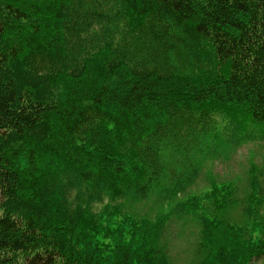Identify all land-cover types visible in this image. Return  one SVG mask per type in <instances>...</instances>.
<instances>
[{
	"label": "trees",
	"instance_id": "16d2710c",
	"mask_svg": "<svg viewBox=\"0 0 264 264\" xmlns=\"http://www.w3.org/2000/svg\"><path fill=\"white\" fill-rule=\"evenodd\" d=\"M253 139L264 0H0V264H169L184 215L200 264H248L264 224L228 221L231 189L184 193L202 157ZM148 199L153 216L127 210Z\"/></svg>",
	"mask_w": 264,
	"mask_h": 264
},
{
	"label": "rangeland",
	"instance_id": "374dc122",
	"mask_svg": "<svg viewBox=\"0 0 264 264\" xmlns=\"http://www.w3.org/2000/svg\"><path fill=\"white\" fill-rule=\"evenodd\" d=\"M201 157L199 154L198 158ZM200 162L197 177L185 191V198L194 194L203 200V195L212 193V189L215 194H219L220 191L224 196L231 189V193H228V202L221 210L228 221L246 226L248 230L252 228L254 220L264 224V201L255 209L251 207V212L247 205V197L252 191L248 186L251 169L257 174V191L264 193V140L253 139L242 142L219 155L204 156ZM210 200L213 201L212 198ZM127 210L136 215L153 216L159 211V207L148 199L132 204ZM258 233L257 231L254 236H258ZM163 240L167 244L169 264H200L199 224L191 216L184 215L181 218L170 219L165 227ZM248 264H264V254L255 256Z\"/></svg>",
	"mask_w": 264,
	"mask_h": 264
}]
</instances>
